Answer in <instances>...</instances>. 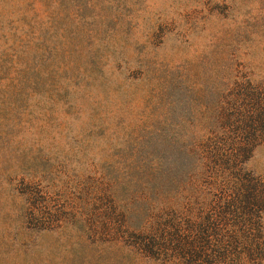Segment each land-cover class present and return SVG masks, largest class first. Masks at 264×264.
I'll return each mask as SVG.
<instances>
[{
	"label": "rangeland",
	"instance_id": "obj_1",
	"mask_svg": "<svg viewBox=\"0 0 264 264\" xmlns=\"http://www.w3.org/2000/svg\"><path fill=\"white\" fill-rule=\"evenodd\" d=\"M247 84L264 0H0V264H154L130 246L153 155L183 140L197 176Z\"/></svg>",
	"mask_w": 264,
	"mask_h": 264
},
{
	"label": "trees",
	"instance_id": "obj_2",
	"mask_svg": "<svg viewBox=\"0 0 264 264\" xmlns=\"http://www.w3.org/2000/svg\"><path fill=\"white\" fill-rule=\"evenodd\" d=\"M235 101L227 136H211L198 145L197 176L183 140L167 139L163 152L152 157L149 219L133 233L130 246L154 264L264 263V178L244 165L264 134V87L244 85ZM28 195L33 205L41 198L34 191Z\"/></svg>",
	"mask_w": 264,
	"mask_h": 264
}]
</instances>
